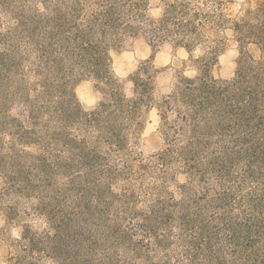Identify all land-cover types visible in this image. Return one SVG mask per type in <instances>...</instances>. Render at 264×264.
I'll return each instance as SVG.
<instances>
[{"label":"rangeland","instance_id":"rangeland-1","mask_svg":"<svg viewBox=\"0 0 264 264\" xmlns=\"http://www.w3.org/2000/svg\"><path fill=\"white\" fill-rule=\"evenodd\" d=\"M76 7L0 0V264H18L26 229L40 264H264V99L251 110L246 87L222 91L241 56L232 27L258 1L223 5L211 107H157L206 54L166 43L152 62L154 106L114 134L115 108L94 112L118 88L135 96L132 77L154 51L128 37L110 51L109 84L84 74L63 26ZM161 12L149 0L148 14ZM244 50L264 62L258 45Z\"/></svg>","mask_w":264,"mask_h":264},{"label":"trees","instance_id":"trees-1","mask_svg":"<svg viewBox=\"0 0 264 264\" xmlns=\"http://www.w3.org/2000/svg\"><path fill=\"white\" fill-rule=\"evenodd\" d=\"M75 1L77 7L72 12V19L63 23V26L71 27L74 50L80 61L86 64L83 67L84 74H90L98 81L109 84L112 81L110 51L118 49L128 37H144L154 51L151 58L143 62L132 77L135 96L128 99L118 88L110 94L109 102L100 103L94 112L96 117L107 113L112 117L110 110L115 108L122 119L116 124L110 123L112 134L117 133V130L130 131L140 109L144 105L154 104L152 62L155 51L166 43L175 49H185L190 56L198 48L206 49V54L198 61L199 75L194 78L183 76L174 92L165 97L160 105L156 103L157 107L168 110L182 103L186 107L185 113L192 117L211 107L212 95L220 90L212 77V69L222 52L220 47L212 45V38L228 28L231 22L223 9L226 0H162V12L158 18L148 14L149 0ZM257 1L258 8L254 17L234 22L232 28L242 46L237 77L234 81L227 82L225 88H221L226 91L229 88L246 87L251 110L256 109L264 99V62L257 63L244 50L250 43H254L264 54V0ZM87 5L92 9L87 11ZM143 75L147 78H142ZM20 243L22 249L17 263L40 264L34 256L36 242L29 237L27 229Z\"/></svg>","mask_w":264,"mask_h":264}]
</instances>
